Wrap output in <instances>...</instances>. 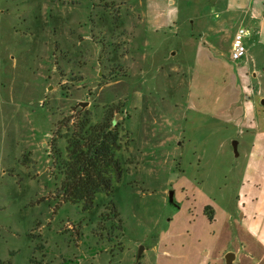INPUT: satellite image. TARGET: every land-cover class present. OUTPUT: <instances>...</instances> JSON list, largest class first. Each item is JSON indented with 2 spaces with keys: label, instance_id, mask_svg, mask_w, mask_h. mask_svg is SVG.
<instances>
[{
  "label": "rangeland",
  "instance_id": "rangeland-1",
  "mask_svg": "<svg viewBox=\"0 0 264 264\" xmlns=\"http://www.w3.org/2000/svg\"><path fill=\"white\" fill-rule=\"evenodd\" d=\"M263 99L264 0H0V264L263 253ZM110 107L120 173L74 200L59 123Z\"/></svg>",
  "mask_w": 264,
  "mask_h": 264
},
{
  "label": "trees",
  "instance_id": "trees-1",
  "mask_svg": "<svg viewBox=\"0 0 264 264\" xmlns=\"http://www.w3.org/2000/svg\"><path fill=\"white\" fill-rule=\"evenodd\" d=\"M114 109L117 110L115 107L106 110L99 121H93L85 112L77 121L68 117L59 123L69 132L64 165L68 197L74 200L94 199L100 191L110 190L112 173H120L116 154L121 148V140L119 124H114ZM209 212L207 207L206 214Z\"/></svg>",
  "mask_w": 264,
  "mask_h": 264
},
{
  "label": "crops",
  "instance_id": "crops-1",
  "mask_svg": "<svg viewBox=\"0 0 264 264\" xmlns=\"http://www.w3.org/2000/svg\"><path fill=\"white\" fill-rule=\"evenodd\" d=\"M252 97H253V101L252 100ZM254 97L251 93L250 96H248V99L247 101L251 104V107L254 108L255 106V102H254ZM262 103L264 104V99L262 100ZM250 124H252L250 122ZM245 216H244V213L242 212L241 213V219H244ZM208 223L210 224H213L215 221H207ZM260 239L261 241H263L261 238L259 237H252V236H244V239H247L248 241H250V250H248V252H243L242 250L239 252V253H236L235 254V260H234V263L235 264H262L263 262L260 261L258 262L257 260H263L264 261V252L263 253H260L259 255L257 254V251H256V247H255V242H257L255 239ZM252 239V241H251ZM255 241V242H253ZM204 258H203V262H205L206 264H209L208 262H210V260H212V258L214 257V255H210V251H206L204 253ZM212 256V257H211ZM222 264H224V261H225V264H226V260H223L222 258ZM264 264V263H263Z\"/></svg>",
  "mask_w": 264,
  "mask_h": 264
},
{
  "label": "built area",
  "instance_id": "built-area-1",
  "mask_svg": "<svg viewBox=\"0 0 264 264\" xmlns=\"http://www.w3.org/2000/svg\"><path fill=\"white\" fill-rule=\"evenodd\" d=\"M251 35V29L246 26H240L236 32L232 42L230 58L233 61H238L247 53V48L244 39Z\"/></svg>",
  "mask_w": 264,
  "mask_h": 264
},
{
  "label": "water",
  "instance_id": "water-1",
  "mask_svg": "<svg viewBox=\"0 0 264 264\" xmlns=\"http://www.w3.org/2000/svg\"><path fill=\"white\" fill-rule=\"evenodd\" d=\"M86 103L84 102H81L80 103V106L81 107H84ZM234 149H235V152L238 154V142L237 141H234ZM173 197V191H170V199H172ZM144 251V247L141 246L140 250H139V253L137 255V258L140 259L142 253ZM225 260H226V264H235L234 263V260H235V253L233 252H228L225 256Z\"/></svg>",
  "mask_w": 264,
  "mask_h": 264
}]
</instances>
